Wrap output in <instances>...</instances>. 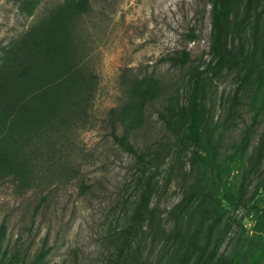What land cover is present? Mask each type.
Here are the masks:
<instances>
[{
  "label": "rangeland",
  "instance_id": "1",
  "mask_svg": "<svg viewBox=\"0 0 264 264\" xmlns=\"http://www.w3.org/2000/svg\"><path fill=\"white\" fill-rule=\"evenodd\" d=\"M65 1L0 0V72L19 38ZM90 1L77 47L93 97L28 186L0 178L3 264H264V0L247 20L248 0H234L227 32L228 50L244 41L259 67L217 64L216 0ZM184 52L186 65L171 61ZM143 78L158 85L135 136L138 153L158 154L145 176L109 127ZM197 78L208 164L194 163L187 126L170 131L163 118L180 125Z\"/></svg>",
  "mask_w": 264,
  "mask_h": 264
},
{
  "label": "trees",
  "instance_id": "2",
  "mask_svg": "<svg viewBox=\"0 0 264 264\" xmlns=\"http://www.w3.org/2000/svg\"><path fill=\"white\" fill-rule=\"evenodd\" d=\"M254 2L247 1L244 20L249 19ZM233 3L234 0H216L214 4L212 53L218 65L232 62L259 67L254 55L245 54L244 41L236 50L227 48ZM24 5L29 11L33 9L28 1ZM90 5V0H66L63 5L48 9L19 38L7 56L0 72V178L13 180L20 187L28 186L35 173L50 162L49 154L55 150L57 141L86 113L93 97V76L83 66L78 51L77 24L90 10ZM195 39L193 35L191 40ZM188 58L189 54L184 52L181 59L172 58L171 61L184 66ZM261 73L260 81L264 84V65ZM128 92V101L110 111V136L120 148L136 157L138 169L145 176L158 154L148 160L149 152L138 153L135 136L146 107L157 98L158 85L153 79H135ZM201 98L202 85L197 78L187 109L179 113L180 125L173 115L163 118L170 131L187 126L186 138L193 147L194 163L208 164L209 157L214 158V150L211 145L203 147ZM147 205L146 192L136 218L143 219L142 210ZM5 234L4 225H1L0 264H3L1 250ZM177 235L180 237L181 232Z\"/></svg>",
  "mask_w": 264,
  "mask_h": 264
}]
</instances>
